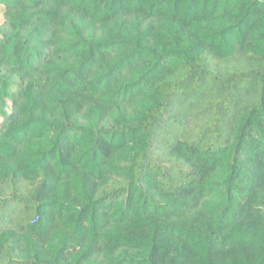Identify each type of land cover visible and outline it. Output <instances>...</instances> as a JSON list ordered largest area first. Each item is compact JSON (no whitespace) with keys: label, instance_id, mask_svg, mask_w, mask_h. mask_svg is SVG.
<instances>
[{"label":"trees","instance_id":"16d2710c","mask_svg":"<svg viewBox=\"0 0 264 264\" xmlns=\"http://www.w3.org/2000/svg\"><path fill=\"white\" fill-rule=\"evenodd\" d=\"M0 4V264H264V0Z\"/></svg>","mask_w":264,"mask_h":264},{"label":"rangeland","instance_id":"374dc122","mask_svg":"<svg viewBox=\"0 0 264 264\" xmlns=\"http://www.w3.org/2000/svg\"><path fill=\"white\" fill-rule=\"evenodd\" d=\"M5 7L3 4H0V25L5 21Z\"/></svg>","mask_w":264,"mask_h":264}]
</instances>
